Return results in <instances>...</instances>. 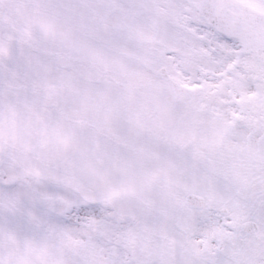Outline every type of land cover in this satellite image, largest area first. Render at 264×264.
<instances>
[{"label":"snow or ice","instance_id":"obj_1","mask_svg":"<svg viewBox=\"0 0 264 264\" xmlns=\"http://www.w3.org/2000/svg\"><path fill=\"white\" fill-rule=\"evenodd\" d=\"M0 264H264V0H0Z\"/></svg>","mask_w":264,"mask_h":264}]
</instances>
